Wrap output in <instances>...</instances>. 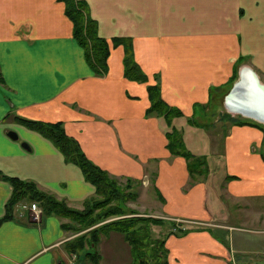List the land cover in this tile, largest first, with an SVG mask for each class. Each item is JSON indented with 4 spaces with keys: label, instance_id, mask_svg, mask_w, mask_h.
I'll list each match as a JSON object with an SVG mask.
<instances>
[{
    "label": "crops",
    "instance_id": "obj_1",
    "mask_svg": "<svg viewBox=\"0 0 264 264\" xmlns=\"http://www.w3.org/2000/svg\"><path fill=\"white\" fill-rule=\"evenodd\" d=\"M76 1L110 43L102 74L74 35L65 1L0 0V264H93L68 251L76 237L63 225L68 218L52 213L32 223L27 198L8 211L14 185L6 177L33 181L77 209L96 195L81 167L21 118L63 122L95 164L117 179L152 185L155 211L170 226L163 234L170 264H256L262 238L245 232L264 234V130L244 116L230 121L213 155L192 152L205 160L191 172L168 149L166 119L148 113V86L159 83L162 98L184 112L177 118L195 131L199 119L208 121L199 111L217 104L236 62H247L264 82V0ZM127 43L147 81L125 75ZM90 249L101 264L134 262L118 231Z\"/></svg>",
    "mask_w": 264,
    "mask_h": 264
},
{
    "label": "trees",
    "instance_id": "obj_2",
    "mask_svg": "<svg viewBox=\"0 0 264 264\" xmlns=\"http://www.w3.org/2000/svg\"><path fill=\"white\" fill-rule=\"evenodd\" d=\"M63 1L66 3L67 15L74 23V35L84 46L87 59L97 73L102 74L107 72V58L110 54L109 41L98 34L97 22L87 15L83 2H77L76 0ZM120 43H122L120 39H113L114 45ZM125 49V75L130 79L147 81L148 77L134 60L132 45L127 43ZM237 78L238 71L236 65L230 81L234 82ZM148 90L151 100L148 113L156 111L166 119L167 125L170 127L166 133L169 141L167 145L168 149L174 155L184 156L189 161L191 172L199 167L201 171L205 157L203 159V157H197L190 152L186 148L183 135L173 126V119L183 116L184 112L180 108L168 104L162 98L159 83L149 85ZM195 107L197 106L195 105ZM226 113L228 116H231V113ZM20 120L28 127L34 128L52 139L62 150L67 161L78 164L86 178L95 184L96 195L85 200L82 209H77L69 206L66 200L59 199L53 194L39 189L33 181L6 177L14 185V191L8 203V211L23 198L36 200L41 203L46 215L54 213L68 218L70 221L64 223V227L79 231V229L94 226L101 219L123 214L125 212V205H122L129 200L137 198L138 192L132 189L133 181L128 180L127 183L121 184L117 178L111 176L108 171L89 159L82 150L80 143L67 134L63 122H43L22 118ZM242 121L240 122L243 123ZM244 121L264 130V124L260 122L253 119ZM11 217V215L7 214L4 219ZM168 223L167 220L156 217L130 216L120 218L106 222L102 226L95 228V230H91L90 235L84 234L71 239L67 242L66 247L71 253L78 255L85 253V257L93 264H101L100 254L90 249L91 244H97L103 235H107L111 231H118L125 234L126 239L132 247L133 264H170L168 260L169 251L166 247L167 235L156 236L153 230V225H166Z\"/></svg>",
    "mask_w": 264,
    "mask_h": 264
},
{
    "label": "rangeland",
    "instance_id": "obj_3",
    "mask_svg": "<svg viewBox=\"0 0 264 264\" xmlns=\"http://www.w3.org/2000/svg\"><path fill=\"white\" fill-rule=\"evenodd\" d=\"M245 63H247V62H242L240 60L235 63V66L237 65L238 75H239L240 68ZM234 82H231V83L229 82V84L227 86L221 87V90H219V92H218L217 104L214 103V101H213L211 103V105L206 104L199 111V112H201V114H200L201 117H205V115H207L205 118H207L208 121L202 122L199 119L198 124L196 126V129H194L196 132L193 131V129L189 130L187 128L186 122L184 120L178 119L176 117V119L174 121V123H175L174 127L176 129L180 128L182 133L184 132V129L181 127V125H183L185 127V134L183 133V136L185 137V142H186L185 145L189 151L200 152L203 150L201 153L206 152V154L208 153V154L213 155L214 154L213 149H212L213 147L223 146L222 137L224 136V133H225L224 130L226 129V127L230 126V124H231L230 121L233 122L235 120H244V118L238 114L234 115L235 118L232 117V118L226 119L227 117H231L233 115L228 116L226 113L227 110L224 107V96L229 92V90L232 87V85L234 84ZM215 97L216 96L214 95V99H215ZM195 109L196 110L200 109V106H197V108H195ZM197 114L194 111L193 115H197ZM239 117H240V119H239ZM226 120H228L229 122ZM194 154H196V153H194ZM154 170H155V175H156V173L158 171V166H156ZM109 174L111 176L115 177L110 172H109ZM118 180L121 184L122 183L125 184L128 181L125 179L122 180V178H119ZM150 182L151 181L149 180V183ZM147 183L148 182H146L144 184L142 182L139 184L136 181H133L132 189L138 192V196L136 199L129 200L125 204L122 205V206L125 205L124 206L125 212H123V214L113 215V216H110L109 218L101 219L94 226L87 227L84 229H79V231L74 229L73 230V233L75 234L74 236L77 237V236H82L84 234L90 235L91 230H95V228L102 226L106 222H109V221L111 222L113 220H117L120 218H126V217H130V216H146V217H156V218L164 219L162 217H159L155 211V205L160 203V199H159V197H157V193L154 190V188L152 187V185L147 186ZM31 202H38L41 205V203L39 201H36V200H31ZM260 208L263 209L262 205L260 206ZM235 218H236L235 216H232L230 218V220L233 221V220H235ZM238 222H242V220H239ZM261 226H263V225H261ZM153 228H154L153 230H154V233L156 236H162L164 233L169 231L170 226H168V225H165V226L164 225L163 226L162 225H160V226L155 225L154 226L153 225ZM173 229H175V228H173ZM245 234H248L249 236H258V238L261 237L262 238L261 240L258 239V244L261 247L264 245V234H255L254 232H251V231L250 232L246 231ZM263 248H264V246H263ZM255 261H256V264H261V263H258V261H262L264 263V257H262L260 254V257L258 259H255Z\"/></svg>",
    "mask_w": 264,
    "mask_h": 264
},
{
    "label": "water",
    "instance_id": "obj_4",
    "mask_svg": "<svg viewBox=\"0 0 264 264\" xmlns=\"http://www.w3.org/2000/svg\"><path fill=\"white\" fill-rule=\"evenodd\" d=\"M224 106L229 113L264 124V82L253 67L242 65L238 79L225 96ZM8 134L12 138H18V134L13 130Z\"/></svg>",
    "mask_w": 264,
    "mask_h": 264
},
{
    "label": "built area",
    "instance_id": "obj_5",
    "mask_svg": "<svg viewBox=\"0 0 264 264\" xmlns=\"http://www.w3.org/2000/svg\"><path fill=\"white\" fill-rule=\"evenodd\" d=\"M29 212V220L32 223L40 224L43 222L45 213L42 206L38 202H30L26 206ZM261 254L264 256V248L261 251Z\"/></svg>",
    "mask_w": 264,
    "mask_h": 264
},
{
    "label": "bare ground",
    "instance_id": "obj_6",
    "mask_svg": "<svg viewBox=\"0 0 264 264\" xmlns=\"http://www.w3.org/2000/svg\"><path fill=\"white\" fill-rule=\"evenodd\" d=\"M225 107V106H224Z\"/></svg>",
    "mask_w": 264,
    "mask_h": 264
}]
</instances>
